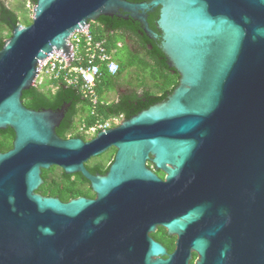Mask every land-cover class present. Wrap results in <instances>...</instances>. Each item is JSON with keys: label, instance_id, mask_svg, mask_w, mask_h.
Listing matches in <instances>:
<instances>
[{"label": "water", "instance_id": "water-1", "mask_svg": "<svg viewBox=\"0 0 264 264\" xmlns=\"http://www.w3.org/2000/svg\"><path fill=\"white\" fill-rule=\"evenodd\" d=\"M158 7L161 33L149 22ZM114 15L161 39L179 84L92 138H63L70 104L32 109L23 93L41 59L54 48L69 54L76 30ZM8 127L0 264H264V0H37L32 22H19L0 50V129ZM111 147L108 172L92 173L86 163ZM52 166L82 173L96 197L38 192ZM158 224L178 236L167 258L151 236Z\"/></svg>", "mask_w": 264, "mask_h": 264}, {"label": "trees", "instance_id": "trees-1", "mask_svg": "<svg viewBox=\"0 0 264 264\" xmlns=\"http://www.w3.org/2000/svg\"><path fill=\"white\" fill-rule=\"evenodd\" d=\"M36 5L37 0H29ZM133 2H143L151 0H130ZM149 22L151 27L158 33L157 21L160 17V7L153 13H149ZM18 13L11 9L5 1L0 2V22L8 30V34L0 31V50L6 43V40L12 35L13 29L19 22L30 24L32 21L21 19ZM92 23V21H91ZM140 25L135 24L132 20L126 19L121 15L101 16L92 25V32L96 38H105L106 46L113 55L119 54L122 47L119 43L125 42L126 37L136 41L138 50L132 53L142 55L144 65L151 66L160 76L154 78L160 80L153 86H144L142 91L136 88H129L121 92L118 99L114 101L104 100V84L107 83L109 90L116 89L118 78L121 71L130 65V62H119L120 70L118 74L112 75L108 72L106 65L102 66V75L98 80L96 91L99 102L94 105L89 98H86L80 86H70L65 82H57L52 80L50 84L54 88L46 86L41 89L36 86L24 91L22 99L24 104L32 109L51 108L58 109L64 104L69 103L70 106L66 111V116L61 125L57 128V133L63 138L82 137L87 138L84 131L81 130L82 125L86 128L93 126L97 120H108L111 118L129 119L139 112L149 108L153 104L166 100L169 93L173 92L179 84V72L170 67L167 57L160 48L161 39L154 40L145 34H142ZM128 48V45L126 46ZM129 50V48H128ZM157 89V90H156ZM95 111V113H93ZM15 140V131L8 127L0 129V151L6 152L13 148ZM113 152L102 154L96 161V165L88 163V168L94 174L99 172L105 173L109 170L106 167L105 158L112 156ZM44 184L38 189V192L47 196H56L63 201H69L80 196H94V191L90 185V181L82 173L69 174L60 166H52L50 169L43 170ZM96 194V193H95Z\"/></svg>", "mask_w": 264, "mask_h": 264}, {"label": "built area", "instance_id": "built-area-1", "mask_svg": "<svg viewBox=\"0 0 264 264\" xmlns=\"http://www.w3.org/2000/svg\"><path fill=\"white\" fill-rule=\"evenodd\" d=\"M106 43L105 38L95 37L91 22L82 26L70 37L69 54L54 48L46 58L39 61V73L34 86L41 89L46 86L54 88V85L50 84L52 80L65 82L70 86H80L84 96L97 105L99 98L96 87L102 75V66L105 64L112 75L118 74L120 70L119 62L113 58V53L108 50ZM117 119L119 118L105 121L98 119L90 128L82 125L81 130L93 137L98 131L112 127Z\"/></svg>", "mask_w": 264, "mask_h": 264}, {"label": "rangeland", "instance_id": "rangeland-1", "mask_svg": "<svg viewBox=\"0 0 264 264\" xmlns=\"http://www.w3.org/2000/svg\"><path fill=\"white\" fill-rule=\"evenodd\" d=\"M1 1H5L7 6L15 10L18 15L21 16V19L26 18V20L32 21L35 5L31 1L0 0V2ZM92 25H95V21H92ZM1 30H3L5 35L8 34L6 26L1 24L0 22V31ZM122 43L123 42H121V44ZM113 58L118 62H130L131 64L127 65L121 71L118 78L119 84L117 85L116 89L109 90L107 88V83L104 84V100L114 101L119 98L121 92L126 91L129 88H136L139 91H142V89L144 88V86L142 85L153 86L160 80V77H158V79L154 78V76H160V74L154 70L151 64L148 66L144 65L142 61V55H140L139 53L130 52L127 47L122 48L119 54L115 53V55H113ZM122 119L123 118H119L115 120L113 126L119 124ZM87 138H92V135L88 134ZM104 158L106 159L107 157L104 156Z\"/></svg>", "mask_w": 264, "mask_h": 264}, {"label": "flooded vegetation", "instance_id": "flooded-vegetation-1", "mask_svg": "<svg viewBox=\"0 0 264 264\" xmlns=\"http://www.w3.org/2000/svg\"><path fill=\"white\" fill-rule=\"evenodd\" d=\"M158 10V8H154L153 10L149 11V13H153V12H156ZM124 15H126V13H124ZM122 16V15H121ZM150 17V15H149ZM129 20H132L135 24L138 23V25H140L142 27V24L135 20L134 18H129ZM143 28V27H142ZM142 28L140 29L142 34H145L143 31H142ZM14 30V29H13ZM158 39V38H157ZM157 39H154V40H157ZM120 46L122 48L126 47L128 45V48L129 50H133V51H136L138 50V44L136 43L135 40L129 38V37H126L125 39V42H123L122 44L119 43ZM84 139H88V138H84ZM113 152L112 156L110 157H107L105 159L106 163V167H109L112 165V163L114 162L115 160V156H116V152H117V148L115 147H111L107 152L105 153H108V152ZM104 153V154H105ZM99 157H101V155L99 156H96V157H93L91 158L87 163H86V166L88 165V163H93L95 164L96 161L99 159ZM96 165V164H95ZM147 166L153 170L158 176H160L161 178H166V173L162 170V169H157L155 164L151 161V160H148L147 161ZM88 167V166H87ZM89 169V168H88ZM90 170V169H89ZM108 171H106L104 174H106ZM100 174H103L101 172H99ZM98 174V173H97ZM91 185V184H90ZM86 197H90V198H95L96 197V194L94 193V196H86ZM151 236L152 238L161 243L163 246L166 247L167 249V254L164 256V258H167L169 254L173 253L176 249V244H177V239H178V236L176 234H172L170 233L169 229L164 227L163 225H157L156 227V230L151 232ZM193 253V258L191 260V263H195L196 262V259L198 258V254L195 250L192 251Z\"/></svg>", "mask_w": 264, "mask_h": 264}, {"label": "clouds", "instance_id": "clouds-1", "mask_svg": "<svg viewBox=\"0 0 264 264\" xmlns=\"http://www.w3.org/2000/svg\"><path fill=\"white\" fill-rule=\"evenodd\" d=\"M89 139V138H88Z\"/></svg>", "mask_w": 264, "mask_h": 264}]
</instances>
